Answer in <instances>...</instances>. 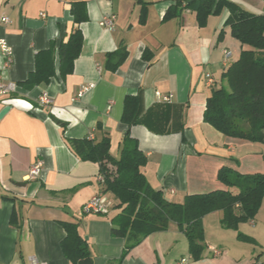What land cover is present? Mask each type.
I'll return each mask as SVG.
<instances>
[{
    "label": "crops",
    "instance_id": "crops-1",
    "mask_svg": "<svg viewBox=\"0 0 264 264\" xmlns=\"http://www.w3.org/2000/svg\"><path fill=\"white\" fill-rule=\"evenodd\" d=\"M71 1L0 0V42L9 49L8 54L0 51V81L16 88L7 105L10 111L0 118V264H70L60 248L65 237L60 222L78 225L94 264L120 258L125 240L110 235L114 200L108 196L112 202L104 214L83 211L100 192L99 166L80 161L66 140L108 138L110 154L118 158L127 129L121 122L126 96L139 93L144 111L169 106L168 127L182 125V133L166 135L141 125L129 130L147 158V182L171 203H181L187 195L225 191L216 180L222 167L240 174L264 172V145L224 137L203 121L211 89L222 84L223 72L241 50L224 26L226 10L199 27L190 10L164 19L175 0H85L88 20L77 26ZM229 1L264 15L261 0ZM108 15L115 17L113 31L99 25ZM77 27L84 38L72 73L60 75L56 53L55 76L28 86L36 52L47 50L51 42L58 45ZM122 48L126 59L110 70L108 55ZM226 51L231 53L227 61ZM46 94L51 100L47 106L39 101ZM5 106L0 103V112ZM54 119L65 124L63 131ZM36 160L42 162V172L28 179ZM221 219L222 212L215 211L201 220V259L190 257L185 235L171 222L131 249L121 264H177L181 259L186 264H264V198L256 216L236 229L223 227ZM239 234L252 238L254 245L239 240Z\"/></svg>",
    "mask_w": 264,
    "mask_h": 264
},
{
    "label": "trees",
    "instance_id": "trees-1",
    "mask_svg": "<svg viewBox=\"0 0 264 264\" xmlns=\"http://www.w3.org/2000/svg\"><path fill=\"white\" fill-rule=\"evenodd\" d=\"M145 5L141 8L140 22L144 20ZM184 10L195 13L199 27L206 24L209 16L226 10L228 16L224 26L229 28L231 37L241 46L238 59L223 72L222 84L211 89L203 113L204 123L224 137L264 145V15L253 14L229 0H175L164 19L178 17ZM70 15L74 25L84 24L88 20L86 1L72 0ZM221 37L222 32L219 34ZM83 38L77 27L58 45L51 42L47 50L36 52L35 69L29 74L26 84L32 87L48 83L55 76L56 53L60 75L71 74L72 64L80 55ZM126 55L123 48L109 54L108 68L114 71ZM170 111L166 105H156L144 111L139 93L126 96L121 122L127 129L118 158L111 156L108 138L99 142L87 138L66 140L80 161L98 164L103 179L99 184L100 192L108 194L115 202L110 235L124 239L125 244L120 258L108 264H121L131 249L152 233L165 231L171 222L185 235L190 257L201 259L204 251L201 220L204 216L221 211L222 226L236 229L239 223L252 220L261 207L264 172L240 174L222 167L216 180L226 187L225 191L187 195L181 203H171L161 191L149 185L143 172L147 158L129 130L132 126L141 125L156 135L182 133V125L176 129L168 127ZM54 120L63 131L65 124ZM10 223H14L13 216ZM60 225L65 232L60 248L69 263L94 264L89 242L79 235L78 225L72 222H60ZM238 239L254 245L250 237L239 234Z\"/></svg>",
    "mask_w": 264,
    "mask_h": 264
},
{
    "label": "built area",
    "instance_id": "built-area-1",
    "mask_svg": "<svg viewBox=\"0 0 264 264\" xmlns=\"http://www.w3.org/2000/svg\"><path fill=\"white\" fill-rule=\"evenodd\" d=\"M114 20L115 17L112 15H108V16H104L101 18L99 25L105 29H107L108 31H113L114 29ZM2 22L3 23H8V19L7 18H2ZM0 51L4 54H8L9 53V49L7 44L4 41L0 42ZM230 52L226 51L224 52V56H225V60L227 61L230 57ZM207 78V83L209 85L213 84V80L211 79V77L209 75H206ZM91 86L88 87H82L81 90L78 93V96H82L83 93L87 92V90L90 89ZM16 91L15 85L12 83L9 84H4L0 81V103L2 105H8L11 100L9 99L10 96L12 95V93H14ZM168 98H164V101H167ZM40 103L42 105H50L51 104V100L50 98H48L47 94L46 95H42L40 97ZM42 167L43 164L40 160H36L31 166L30 169L28 171V179H36L40 176L41 172H42ZM98 181L99 183L103 182L102 177L99 175L98 177ZM106 194L99 192L96 195H94L93 197H91L83 206V211L85 213H89V214H104L107 211V207H108V200L106 199ZM213 250V249H212ZM186 260L185 259H181L180 261H178L177 264H186Z\"/></svg>",
    "mask_w": 264,
    "mask_h": 264
},
{
    "label": "water",
    "instance_id": "water-1",
    "mask_svg": "<svg viewBox=\"0 0 264 264\" xmlns=\"http://www.w3.org/2000/svg\"><path fill=\"white\" fill-rule=\"evenodd\" d=\"M10 109H11L10 106H7V107L5 106L0 112V118H2L5 114H7L10 111ZM83 239L87 240L86 237Z\"/></svg>",
    "mask_w": 264,
    "mask_h": 264
},
{
    "label": "rangeland",
    "instance_id": "rangeland-1",
    "mask_svg": "<svg viewBox=\"0 0 264 264\" xmlns=\"http://www.w3.org/2000/svg\"><path fill=\"white\" fill-rule=\"evenodd\" d=\"M108 196H109V195H108V194H106V196H105V197H106V199L108 200V202H110L112 199H110ZM111 202H112V201H111ZM111 202H110V203H111ZM113 206H114V205H112V206H111V209L113 208Z\"/></svg>",
    "mask_w": 264,
    "mask_h": 264
}]
</instances>
